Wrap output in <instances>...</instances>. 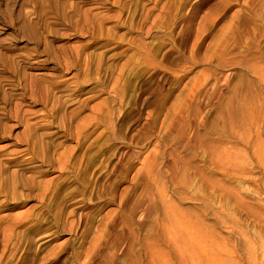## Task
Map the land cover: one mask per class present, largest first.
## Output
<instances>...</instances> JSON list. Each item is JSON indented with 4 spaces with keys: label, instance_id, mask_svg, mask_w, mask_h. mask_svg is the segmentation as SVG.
Listing matches in <instances>:
<instances>
[{
    "label": "rangeland",
    "instance_id": "rangeland-1",
    "mask_svg": "<svg viewBox=\"0 0 264 264\" xmlns=\"http://www.w3.org/2000/svg\"><path fill=\"white\" fill-rule=\"evenodd\" d=\"M0 56V264H264V0H0Z\"/></svg>",
    "mask_w": 264,
    "mask_h": 264
},
{
    "label": "bare ground",
    "instance_id": "bare-ground-1",
    "mask_svg": "<svg viewBox=\"0 0 264 264\" xmlns=\"http://www.w3.org/2000/svg\"><path fill=\"white\" fill-rule=\"evenodd\" d=\"M38 1V0H37ZM0 58H1V56H0ZM1 63H2V65H5L6 64V62H7V60H6V62L4 61V60H2V61H0ZM8 63V62H7ZM9 64V63H8ZM7 64V65H8ZM15 66V65H14ZM17 66V65H16ZM18 68H14L13 70H14V73H18V71L19 70H17ZM22 76H24V75H21V80L23 79V77ZM39 92V91H38ZM12 95L13 94H9V93H6V92H4V93H2L1 94V101H2V103L5 105V106H7L8 104H10L11 102H12V99H11V97H12ZM49 95V94H48ZM23 96V99H25V95H22ZM13 98V97H12ZM42 146V145H41ZM173 167V166H172ZM176 168V167H175ZM174 171V170H173ZM13 185V184H12Z\"/></svg>",
    "mask_w": 264,
    "mask_h": 264
}]
</instances>
